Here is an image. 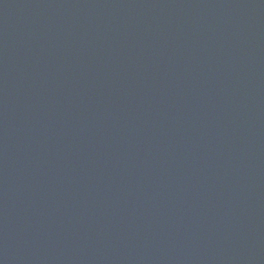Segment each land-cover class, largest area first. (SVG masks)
I'll list each match as a JSON object with an SVG mask.
<instances>
[{
	"label": "water",
	"instance_id": "obj_1",
	"mask_svg": "<svg viewBox=\"0 0 264 264\" xmlns=\"http://www.w3.org/2000/svg\"><path fill=\"white\" fill-rule=\"evenodd\" d=\"M0 264H264V0H0Z\"/></svg>",
	"mask_w": 264,
	"mask_h": 264
}]
</instances>
